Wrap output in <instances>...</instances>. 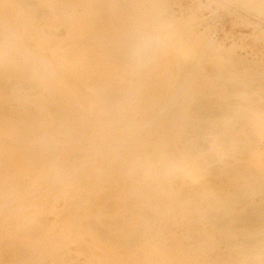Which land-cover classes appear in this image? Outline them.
<instances>
[{"label": "rangeland", "instance_id": "374dc122", "mask_svg": "<svg viewBox=\"0 0 264 264\" xmlns=\"http://www.w3.org/2000/svg\"><path fill=\"white\" fill-rule=\"evenodd\" d=\"M116 1L31 0V2L33 3L32 4L29 3V0H0V264H153V262L154 264H264V251H262L264 250V224H262L263 221H261L264 220V217H262V215L264 216V207H262L264 206V185H262L264 184V89H262V87L264 88V25L262 26V24H264V22L262 21V19L264 20V0H132V2L131 0ZM118 1L121 2L122 6L119 5L120 2ZM15 2H17L18 4ZM166 2H168V6H166ZM175 3H178L177 5L179 6L175 5ZM103 6H105V8ZM230 6H232V8L235 7L233 8L234 10ZM238 6H240L241 9ZM122 7L124 9L129 7V9H125L126 11H124ZM130 7H132V11ZM226 9L230 10V12L226 11L225 13ZM247 9L251 12L249 13ZM233 12H235L237 16L240 14V16L237 17ZM247 13L249 16H247ZM44 14H46V16H44ZM250 15H252L254 19L256 16L257 17L254 20ZM33 16L37 17L33 18ZM256 20L262 23H259L258 21L257 23ZM181 22L185 23L182 24ZM206 23L207 25L205 26L204 24ZM117 26L119 27V30L121 29V31H118ZM122 26L125 27L122 28ZM127 26L130 28H127ZM187 26L190 29L192 28V32L191 30H188L189 28H187ZM58 28H60L61 30ZM196 28L199 29L197 30ZM54 29H56V32ZM194 30H196L197 32L194 33ZM4 32L6 35L4 34ZM120 32L126 35L124 36V34ZM135 32L136 35L134 34ZM139 32H141V35L139 34ZM7 35H9L10 37H8ZM148 35L153 36L149 37ZM60 36L61 39L63 38L62 40L59 39ZM132 37L135 39V41ZM136 37L138 38V42L136 41ZM156 37L158 40L155 39ZM181 38L183 39L181 40ZM153 39H155V43ZM146 40H148L147 44H145ZM173 41H175L176 43ZM186 42H189L187 45H189L190 47H187ZM131 43L132 47L130 45ZM107 44L110 46L108 47ZM174 44H176V46H174ZM147 45L148 47L147 49H145V46ZM134 46L136 49L134 48ZM150 46H152L153 48ZM173 46L176 48H173ZM129 49L131 51L133 49L134 50L133 52H131ZM222 49L225 52L222 51ZM144 50L147 51V54ZM232 51L234 53H232ZM127 52H129L130 56ZM16 53L17 56H15ZM131 53H138L135 54V61L134 59L131 60L134 57V54L131 55ZM238 53L240 54L238 55ZM231 56L236 62L231 60ZM236 56L240 57L238 58ZM241 56H244L246 59L243 58V61ZM17 57L19 58L17 59ZM117 57H119L121 61H119L120 59ZM128 57L129 59L131 57V59L129 60ZM127 59L129 62L133 61L132 63L134 64L128 63V61L126 62ZM18 61H21L20 63L23 62L24 65L20 64ZM30 61L32 63H30ZM209 61L210 63H212L211 65L214 64L213 68H216V70L212 68V73L208 70L211 68L210 63L209 67H207ZM239 61H241L242 64H240L241 62L239 63ZM254 61L258 63L254 64ZM9 62L11 64L13 62L14 64L11 65ZM25 62L27 63L26 65ZM256 64L259 65V67H256ZM19 65L22 70L18 69L20 68ZM130 65L134 67L131 68ZM204 65L206 66V68H208V73ZM229 65H231L232 67ZM240 65L242 67H240ZM12 66H17L18 68L16 67V70H11L13 69ZM27 66L29 69L27 68ZM32 66L34 67L31 68ZM37 66L39 67V70H37ZM202 66H204V68ZM236 66L239 68H237ZM224 67L231 68L228 69L229 71L225 68L227 70L226 71ZM235 67L238 69V71L241 68L240 71L242 72H240L239 74L237 70H234L236 69ZM243 67H245L246 69ZM201 68H203V70L205 69V71L201 70ZM258 68L261 70L259 71ZM40 70V73L37 72ZM46 70L48 71L46 72ZM214 70H218L217 74H220L215 75L216 72H214ZM24 72H26V74ZM27 72H29L30 74L28 73L27 75ZM210 73L214 75H211L209 77L208 74ZM43 74L45 75V77L47 76V78L42 77ZM221 75H224L225 78H222ZM124 76H126L127 78ZM132 76L134 77L132 78ZM29 78L31 81L29 80ZM238 78H240V80ZM255 78H257V81L255 80ZM12 79L18 81L17 87L15 85L17 81L14 82V80ZM146 79L148 82L146 81ZM241 79L243 80L241 81ZM1 80L5 81H3L4 84ZM231 80L233 82H231ZM253 80H255L254 85ZM10 81L13 82L10 83ZM23 81H27L28 84L25 83L24 85ZM238 81H240L241 83H237ZM32 82L36 84L33 85ZM184 82L186 84H184ZM229 82H231V84ZM250 83L256 88L252 87ZM37 84L39 85V87ZM217 84H219V86ZM212 85H215V87H213ZM242 85L244 86V90L241 91L240 89ZM22 86L29 89H25ZM227 86L229 87L227 88ZM238 86H240V89ZM246 86L251 87L255 91L248 92L249 90L247 89L249 88L247 87L246 89ZM13 87H16L18 89H14ZM117 88L119 91L115 92ZM168 89L170 91H168ZM209 90L212 91L210 92ZM226 90H228V92ZM44 91L45 93H47V95L44 93ZM206 91L209 94H206ZM258 91L261 93H259ZM26 92L28 94L31 93L32 95H26ZM107 93H110V95H107ZM117 93H119V97L115 98ZM102 94L103 96L101 97ZM120 94L122 95V97L124 96L125 102H123L124 100H122ZM104 95L107 98H103ZM252 95H254L253 97L255 98H253ZM40 96L43 97L41 98ZM193 96H195L196 99ZM199 97L201 98V100L204 98V101L202 100L201 102L199 100ZM205 97L207 100L205 99ZM258 97H260V99ZM111 99H117L116 103H114L115 101H113V104H109L108 100H110V102L112 103ZM126 100H128L129 102ZM214 100H217L216 102L220 103L218 104ZM238 100L239 104L237 103ZM55 101H57V103ZM102 101L104 102L102 103ZM190 101H192L193 103ZM209 101H211L210 104ZM119 102L122 106H126L127 109L118 104ZM196 102L198 104L200 102L201 106ZM204 102H207L208 104ZM241 102H243L244 104H242ZM246 102H248V104ZM183 103H185V106L183 105ZM259 103H261L262 105H260ZM223 104L225 107H223ZM45 105L49 108H47ZM119 105L120 108H118ZM174 105H176V107H174ZM181 105H183L184 108ZM243 105L245 106L242 107ZM27 106L30 107V110H28L29 108L27 109ZM44 107H46V109H44ZM4 108H6L5 111ZM40 108L42 110H40ZM111 108H113L115 111L113 112V109ZM189 108L195 115L192 116V112L187 113ZM230 108L234 109L231 110ZM194 109L195 111H197V113L193 111ZM197 109H199L201 113H203V110L204 112L206 110H209L210 113H213L210 114L209 111H206L205 113H209V116H213L212 114L214 113L215 115L210 118L205 113L199 114L200 112H198L199 110ZM54 110H56L57 112ZM107 110L109 112H107ZM122 110L123 112H121ZM61 111L63 112V114L61 113ZM226 111H229L227 112L228 114L226 113ZM3 113L4 115H2ZM117 113L120 117L117 116ZM183 113L185 115L187 114L186 118ZM230 113H233V115H229ZM182 114L183 116H181ZM188 114H190L193 118L190 115L189 117H187ZM219 114H221L222 116H219ZM61 115L63 117L65 116V118H62ZM224 115L226 116V118ZM194 116L197 117L195 118ZM10 117L12 119H10ZM101 117H103V120L101 119ZM201 117L203 118L201 119ZM206 117L210 120H208ZM187 119H190V123L192 125ZM192 119L195 120L196 123H192ZM70 120H72V122ZM199 120H201V124ZM203 120H205L209 125L207 126L206 124L201 127L200 125L205 124V122L202 124ZM181 121L186 122L184 123ZM218 121L220 122L219 125H221L222 123V125L220 126L222 127V130L220 129L219 125H217ZM81 122H83V124H81ZM182 123H187L189 125V128L187 124L184 126ZM194 126H197V133L195 131L193 133V130L196 129ZM184 128H187L188 130L186 129L187 131H184ZM216 128L218 129V131H216ZM179 129H183L182 131L187 134L185 135L183 132H180ZM189 129L190 131L192 129L191 132L193 133V136L190 135L192 136L191 138L188 135V133L191 134ZM219 129L221 132H219ZM164 130H166V132ZM208 130L209 132H206ZM210 130H213V132L215 133H210ZM176 131L178 134L176 133ZM181 133L184 134L185 137L184 135L182 136ZM207 133H209V135ZM194 134L197 135L194 137ZM180 135L182 136V141L180 139ZM183 137L188 139L183 140ZM204 137L205 141H203ZM223 138H225L226 140L222 141ZM199 139L201 140V142L199 143H202L201 145L199 144L200 146L197 144V141H199ZM202 141L204 143L206 142L204 144V147L206 146V148H202ZM226 142L228 143L225 144ZM217 143L219 144L217 145ZM171 144L173 145L172 147H174V145L176 144H179V147H174L173 150L172 148H170ZM185 145L192 146H190L188 149V147ZM207 145L209 146L207 147ZM44 146H48V148ZM184 146L186 148H184ZM197 146L201 148L199 149ZM224 146H229V149L228 147L225 148ZM221 147L225 148V154L222 151L224 148H222L221 150ZM165 148H170V150H173L175 154L173 151V153L171 152L170 154V150L166 151ZM180 148H182L183 151H180ZM196 148L198 149L197 151L195 150ZM97 152L99 153L97 154ZM177 152H181V154ZM230 152L231 154H233L229 155ZM250 152L253 153V155ZM84 153L86 154L84 155ZM168 153L170 154V156ZM211 154H214V157L212 156L213 158L211 157ZM97 155L98 157H100L99 159ZM93 157H96L98 160ZM207 157L211 160V162H209L210 160ZM166 158L167 160L165 161ZM214 158L216 160H214ZM198 161H201L202 164ZM172 162H174L175 164H173ZM239 162L241 163L239 164ZM236 163H238V165ZM214 164L216 165L214 169L215 171L212 169L215 166ZM201 165H203V168L200 167ZM219 165H222L223 167L220 166V168ZM210 167L213 171L209 169ZM227 167L230 168V171L226 170ZM153 169L155 171H153ZM217 169L219 171H217ZM216 172L218 174H215ZM165 176L168 177L166 178ZM141 177L143 180L141 179ZM223 178L224 181L221 180ZM183 179H188L190 181H184ZM211 179L212 181L214 180L216 182L210 181ZM174 180H179L180 184L179 181H177V183ZM191 180H194L196 182ZM240 180H242L243 183ZM52 181H54V183ZM171 181L174 183V185ZM175 182L177 185L175 184ZM217 182L221 185L217 184ZM194 183H196L197 186L195 189L192 186L194 185L195 187ZM200 185L203 189L200 188ZM158 186L161 189H159ZM207 186L208 188H206ZM54 187L55 189L58 188L56 192ZM172 188H176V191ZM229 188H233L235 190L232 189L231 191V189L229 190ZM190 189L193 196H191ZM200 189L203 191L204 189H208L209 191H204L202 193ZM248 189L250 190L248 191ZM229 191H231L232 193H230ZM67 192L68 195L66 194ZM193 192L197 194V196L201 194V196H199L200 198L195 197L196 195ZM246 193L248 195H246ZM189 194L190 197H195L198 199L188 198ZM51 195L54 196L55 199ZM258 195L263 196L260 197ZM57 196H59V198ZM180 196L181 198L183 197L186 199L182 200L183 198L181 199ZM210 196H212V198ZM213 196L217 199L219 198L218 202L215 201ZM171 197L172 199H170ZM203 197L208 198L209 205L207 203V199L204 198L206 199L205 201L203 200ZM259 197L261 199H258ZM56 198L59 199V201L56 200ZM209 198H211L214 202L210 201L211 199ZM51 199L53 202H50ZM242 199L244 200V202ZM196 200H198L199 203L198 201L196 202ZM57 201L59 202V204L57 203ZM209 201L211 202V204ZM220 201L221 203H219ZM108 202L109 204H107ZM203 203L205 204L203 205ZM200 204L203 207L206 205V207L203 208L200 206ZM182 205L184 207H182ZM210 205H212L213 207ZM215 205L216 208H214ZM217 205H219L220 207H218ZM239 205H242V207H239ZM178 206L181 207L179 208ZM250 206H254V209ZM259 206L260 209L263 208L261 209L262 211L258 208ZM235 207L238 209H236ZM191 208L193 210H191ZM205 209L210 210L206 211ZM246 209H249L250 211L252 210L251 212H253L254 214L258 213V215H253L251 212L250 214L248 210L247 213H245ZM255 209L259 210L255 211ZM218 210L220 214H218ZM130 211L131 213H129ZM201 212L202 215L203 213H208L202 216L199 214ZM240 212H242L243 215L246 214L247 216H249L246 217L245 215L244 217H242L243 215ZM138 213L140 214V216ZM144 213L147 214V216L144 215ZM210 213H212V215H210ZM64 214L66 215V217L64 216ZM191 214L193 215V217H190ZM197 214L198 218L196 217V219H194ZM235 214L240 215L236 216ZM213 215L218 217H214ZM251 215H253V219H255L254 217L256 216L255 220L257 221H254L252 218H250ZM259 215L260 219L258 218ZM143 217L146 218L143 219ZM140 218H142L143 220ZM227 218L230 220H228ZM115 220L117 223L115 222ZM222 220H224L225 223ZM248 220H250L249 223L247 222ZM253 221L256 226L252 224ZM213 222L224 224V227L223 225L221 227V224L219 226V223L215 226V223ZM238 222H241L243 225L241 223L240 225ZM238 224L240 225V227ZM247 224H250V226L252 227H249ZM259 224L261 225L259 226ZM233 225H235V227H238L235 228L233 227ZM85 226L87 228H85ZM246 226L251 229L246 230ZM254 226L257 228L253 229ZM95 228L97 229L95 230ZM43 229L45 231H43ZM256 229L259 230L257 231ZM241 233H243V236ZM213 234L216 235L214 236ZM239 234L244 239H241V236ZM245 234L248 235L247 237L249 238H247ZM223 235L225 236V238ZM244 235L247 240L245 239ZM258 235L261 237H259ZM142 236H144L146 240H144V237ZM221 236H223V238ZM251 236L252 238L256 237L257 239H253L254 242H252ZM99 237L103 240H100ZM112 238L115 240H113ZM232 238L234 239V241L231 240ZM226 239L230 240L229 243L226 241ZM238 239L240 240L238 241ZM8 240H10L9 243ZM225 242H227L228 245H226L227 243ZM250 242L252 248L250 247ZM238 243H241L242 245ZM258 243L260 245H258ZM246 249H249L248 251L250 253ZM252 250L253 252L254 250H256L257 252L253 253ZM258 251L261 255L258 254ZM21 254L23 256H21ZM246 254H252L253 256ZM257 254L258 256H256ZM18 256L20 257V259L17 258Z\"/></svg>", "mask_w": 264, "mask_h": 264}, {"label": "bare ground", "instance_id": "6f19581e", "mask_svg": "<svg viewBox=\"0 0 264 264\" xmlns=\"http://www.w3.org/2000/svg\"><path fill=\"white\" fill-rule=\"evenodd\" d=\"M29 1H30L29 3H32L31 0H29ZM46 1H47V0H46ZM111 1H113V0H111ZM115 1H116V0H115ZM135 1H136V0H135ZM148 1H149V0H148ZM153 1H154V0H153ZM164 1H165V0H164ZM170 1H171V0H170ZM185 1H187V0H185ZM216 1H218V0H216ZM221 1H224V0H221ZM225 1H226V0H225ZM22 2H23V1H22ZM33 2H34V1H33ZM118 2H120V1H118ZM131 2H132V0H131ZM160 2H162V1H160ZM212 2H213V1H212ZM229 2H230V1H229ZM15 3H17V2H15ZM36 3H37V2H36ZM36 3H35V4H36ZM48 3H49V2H48ZM48 3H47V4H48ZM99 3H102V2H99ZM144 3H145V2H144ZM158 3H159V2H158ZM218 3H219V2H218ZM222 3H223V2H222ZM17 4H18V3H17ZM32 4H33V3H32ZM32 4H31V5H32ZM45 4H46V3H45ZM50 4H51V3H50ZM113 4H114V3H113ZM116 4H117V1H116ZM153 4H154V2H153ZM167 4H168V2H166V6H168ZM169 4H170V3H169ZM177 4H178V3H177ZM177 4L175 3V5H177ZM189 4H190V3H189ZM230 4H231V3H230ZM230 4H229V5H230ZM235 4H236V3H235ZM235 4H234V5H235ZM103 5H104V2H103ZM105 5H106V4H105ZM119 5L122 6V5H121V2H120ZM160 5H161V3H160ZM175 5H174V6H175ZM192 5H193V4H192ZM18 6H19V5H18ZM28 6H29V5H28ZM32 6H33V5H32ZM43 6H44V5H43ZM47 6H48V5H47ZM109 6H110V5H109ZM131 6H132V5H131ZM147 6H148V5H147ZM171 6H172V5H171ZM171 6H170V7H171ZM177 6H179V5H177ZM226 6H227V5H226ZM226 6H225V7H226ZM103 7L105 8V6H103ZM115 7H116V5H115ZM163 7H164V6H163ZM170 7H169V9H170ZM175 7H176V6H175ZM230 7L232 8V6H230ZM238 7L240 8V6H238ZM14 8H15V7H14ZM41 8H43V7H41ZM44 8H45V7H44ZM111 8H112V7H111ZM122 8H123V7H122ZM178 8H179V7H178ZM180 8H181V7H180ZM182 8H183V7H182ZM188 8H189V7H188ZM198 8H199V7H198ZM223 8H224V7H223ZM227 8H228V7H227ZM233 8H235V7H233ZM233 8H232V9H233ZM39 9H40V8H39ZM49 9H50V8H49ZM123 9H124V8H123ZM125 9H129V7H128V8H125ZM125 9H124V11H126ZM130 9H131V11H132V7H130ZM162 9H163V8H162ZM196 9H197V8H196ZM240 9H241V8H240ZM243 9H244V8H243ZM42 10H43V9H42ZM68 10H69V9H68ZM75 10H76V9H75ZM109 10H110V9H109ZM147 10H148V9H147ZM233 10H234V9H233ZM247 10H248V9H247ZM22 11H23V10H22ZM35 11H36V10H35ZM52 11H53V10H52ZM73 11H74V10H73ZM128 11H129V10H128ZM184 11H185V10H184ZM226 11H229V12H230V10H228V9L225 10V13H226ZM237 11H238V10H237ZM244 11H245V10H244ZM244 11H243V12H244ZM40 12H41V11H40ZM64 12H65V11H64ZM75 12H77V11H75ZM129 12H130V11H129ZM163 12H164V10H163ZM177 12H178V11H177ZM235 12H236V11H235ZM235 12H233V13H235ZM248 12L250 13L251 11L248 10ZM17 13H18V12H17ZM33 13H34V12H33ZM69 13H70V12H69ZM69 13H67V14H69ZM109 13H110V12H109ZM120 13H121V12H120ZM126 13H127V12H126ZM132 13H134V12H132ZM150 13H151V12H150ZM175 13H176V12H175ZM185 13H186V12H185ZM231 13H232V12H231ZM46 14H48V13H46ZM46 14H44V16H46ZM163 14H165V13H163ZM188 14H189V13H188ZM191 14H192V13H191ZM195 14H196V13H195ZM235 14H236V13H235ZM241 14H242V12H241ZM244 14H245V13H244ZM251 14H252V13H251ZM253 14H254V12H253ZM253 14H252V15H253ZM16 15H17V14H16ZM16 15H15V16H16ZM40 15H41V14H40ZM112 15H113V14H112ZM114 15H115V14H114ZM122 15H123V13H122ZM130 15H131V14H130ZM159 15H160V14H159ZM182 15H183V14H182ZM226 15H228V14H226ZM252 15H250V16H252ZM256 15H258V14H256ZM63 16H64V15H63ZM115 16H116V15H115ZM115 16H114V17H115ZM127 16H128V15H127ZM200 16H201V15H200ZM236 16H237V14H236ZM238 16H240V14H239ZM238 16H237V17H238ZM241 16H242V15H241ZM245 16H246V15H245ZM247 16H249L248 13H247ZM253 16H254V15H253ZM253 16H252V17H253ZM35 17H37V16H35ZM35 17L33 16V18H35ZM128 17H129V16H128ZM256 17H257V16H256ZM256 17H255V19H256ZM261 17H263V16H261ZM17 18H18V17H17ZM88 18H90V17H88ZM88 18H87V19H88ZM174 18H175V17H174ZM194 18H195V17H194ZM200 18H201V17H200ZM263 18H264V17H263ZM39 19H40V18H39ZM130 19H131V18H130ZM198 19H199V18H198ZM201 19H202V18H201ZM253 19H254V17H253ZM255 19H254V20H255ZM259 19H260V16H259ZM261 19H262V18H261ZM23 20H25V19H23ZM35 20H36V19H35ZM40 20H41V19H40ZM135 20H136V19H135ZM180 20H181V19H180ZM37 21H38V19H37ZM88 21H89V20H88ZM126 21H127V20H126ZM131 21H132V20H131ZM136 21H137V20H136ZM156 21H157V20H156ZM156 21H155V22H156ZM158 21H159V20H158ZM173 21H174V20H173ZM257 21H258V20H256V22H257ZM262 21L264 22L263 19H262ZM22 22H23V21H22ZM121 22H122V21H121ZM251 22H252V21H251ZM258 22H259V23H262V22H260V21H258ZM258 22H257V23H258ZM1 23H2V22H1ZM7 23H8V22H7ZM7 23H6V24H7ZM66 23H67V22H66ZM116 23H117V22H116ZM135 23H136V22H135ZM181 23H182V22H181ZM184 23H185V22H183L182 24H184ZM204 23H205V22H204ZM243 23H244V22H243ZM19 24H21V23H19ZM25 24H27V23H25ZM63 24H64V23H63ZM106 24H107V23H106ZM119 24H120V23H119ZM137 24H138V22H137ZM169 24H170V23H169ZM191 24H192V23H191ZM9 25H10V24H9ZM132 25H133V24H132ZM165 25H166V24H165ZM179 25H180V24H179ZM188 25H189V24H188ZM204 25L206 26L207 23L204 24ZM263 25H264V24H262V26H263ZM16 26H17V25H16ZM142 26H143V25H142ZM190 26H192V25H190ZM21 27H22V26H21ZM47 27H48V26H47ZM53 27H54V26H53ZM117 27H118V26H117ZM120 27H121V25H120ZM124 27H125V26H124ZM124 27L122 26V28H124ZM136 27H137V26H136ZM173 27H174V26H173ZM183 27H184V26H183ZM197 27H198V25H197ZM259 27H260V26H259ZM263 27H264V26H263ZM8 28H9V27H8ZM40 28H42V27H40ZM60 28H61V27H60ZM60 28H58V29H60ZM127 28H130V27L127 26ZM179 28H180V27H179ZM187 28H189V27L187 26ZM193 28H194V27H193ZM207 28H209V27H207ZM1 29H2V28H1ZM21 29H22V28H21ZM27 29H28V28H27ZM27 29H26V30H27ZM63 29H64V28H63ZM90 29H91V28H90ZM125 29H126V28H125ZM132 29H133V28H132ZM181 29H182V27H181ZM191 29H192V28H191ZM191 29L189 28L188 30H191ZM194 29H195V28H194ZM196 29H197V28H196ZM198 29H199V28H198ZM198 29H197V30H198ZM213 29H214V28H213ZM257 29H258V28H257ZM31 30H32V29H31ZM33 30H34V29H33ZM51 30H52V29H51ZM54 30H55V32H56V29H54ZM60 30H61V29H60ZM155 30H156V29H155ZM184 30H185V29H184ZM204 30H205V29H204ZM2 31H3V30H2ZM42 31H43V30H42ZM118 31H121V29L119 30V27H118ZM118 31H117V32H118ZM136 31H137V30H136ZM182 31H183V30H182ZM26 32H27V31H26ZM29 32H30V29H29ZM31 32H33V31H31ZM122 32H124V31H122ZM122 32H120V33H122ZM125 32H126V31H125ZM128 32H129V31H128ZM128 32H127V33H128ZM130 32H131V31H130ZM179 32H180V31H179ZM189 32H190V31H189ZM191 32H192V30H191ZM191 32H190V33H191ZM196 32H197V31L194 30V33H196ZM198 32H199V31H198ZM202 32H203V31H202ZM20 33H21V32H20ZM50 33H51V32H50ZM59 33H60V32H59ZM120 33H118V34H120ZM131 33H132V32H131ZM140 33H141V32H139V34H140ZM145 33H146V32H145ZM4 34H5V32H4ZM53 34H55V33H53ZM122 34H124V33H122ZM122 34H121V35H122ZM134 34L136 35V32H135ZM137 34H138V32H137ZM146 34H147V33H146ZM176 34H177V33H176ZM180 34H181V33H180ZM183 34H184V33H183ZM183 34H182V35H183ZM185 34H186V33H185ZM5 35H6V34H5ZM24 35H25V34H24ZM31 35H33V34H31ZM65 35H66V33H65ZM125 35H126V34H124V36H125ZM132 35H133V34H132ZM140 35H141V34H140ZM202 35H205V34H202ZM7 36L10 37L9 35H7ZM55 36H56V35H55ZM67 36H68V35H67ZM67 36H66V37H67ZM122 36H123V35H122ZM148 36H149V35H148ZM148 36H147V37H148ZM152 36H153V35H152ZM152 36H149V37H152ZM175 36H176V35H175ZM180 36H181V35H180ZM209 36H210V35H209ZM64 37H65V36H64ZM99 37H100V36H99ZM105 37H106V36H105ZM119 37H120V36H119ZM119 37H118V38H119ZM142 37H143V35H142ZM147 37H146V39H147ZM157 37H158V36H157ZM157 37H156L155 39H157ZM159 37H160V36H159ZM39 38H40V36H39ZM49 38H50V37H49ZM103 38H104V37H103ZM103 38H102V39H103ZM107 38H108V37H107ZM113 38H115V37H113ZM118 38H117V39H118ZM132 38H133V37H132ZM136 38H137V37H136ZM153 38H154V37H153ZM177 38H178V37H177ZM200 38H201V37H200ZM202 38H203V36H202ZM7 39H8V38H7ZM9 39H10V38H9ZM12 39H13V38H12ZM12 39H11V40H12ZM27 39H28V38H27ZM59 39H61V36L59 37ZM62 39H63V38H62ZM62 39H61V40H62ZM120 39H121V38H120ZM133 39H134V38H133ZM141 39H142V38H141ZM143 39H144V38H143ZM149 39H150V38H149ZM149 39H148V40H149ZM155 39H153V41H154ZM182 39H183V38H181V40H182ZM195 39H196V38H195ZM207 39H208V37H207ZM40 40H41V39H40ZM96 40H97V39H96ZM104 40H107V39H104ZM104 40H103V41H104ZM111 40H112V38H111ZM148 40H146V43H145V44H147ZM157 40H158V39H157ZM173 40H174V39H173ZM44 41H45V40H44ZM100 41H101V40H100ZM134 41H135V39H134ZM136 41L138 42V38H137ZM140 41H141V40H140ZM143 41H144V40H143ZM150 41H151V40H150ZM153 41H152V42H153ZM191 41H192V40H191ZM197 41H198V40H197ZM213 41H214V40H213ZM220 41H221V40H220ZM12 42H13V41H12ZM108 42H109V41H108ZM124 42H125V41H124ZM137 42H136V44H137ZM173 42H175V41H173ZM231 42H232V41H231ZM234 42H235V41H234ZM102 43H104V42H102ZM106 43H107V41H106ZM106 43H105V46H106ZM111 43H112V41H111ZM113 43H114V42H113ZM127 43H129V42H127ZM141 43H143V42H141ZM154 43H155V41H154ZM175 43H176V42H175ZM188 43H189V42H186V45H187ZM191 43H192V42H191ZM191 43H190V45H191ZM203 43H204V42H203ZM208 43H209V42H208ZM232 43H233V42H232ZM151 44H153V43H151ZM177 44H178V42H177ZM217 44H218V43H217ZM8 45H9V44H8ZM102 45H103V44H102ZM107 45H108V44H107ZM124 45H125V44H124ZM128 45H129V44H128ZM128 45H127V47H128ZM130 45H131V47H132V43H131ZM179 45H180V44H179ZM182 45H183V44H182ZM222 45H223V44H222ZM72 46H73V45H72ZM105 46H103V47H105ZM109 46H110V45H108V47H109ZM157 46H158V45H157ZM174 46H176V44H174ZM174 46H173V48H176V47H174ZM188 46H189V45H187V47H188ZM10 47H11V46H10ZM10 47H9V48H10ZM13 47H15V46H13ZM101 47H102V46H101ZM118 47H119V46H118ZM131 47H130V48H131ZM147 47H148V45L145 46V49H147ZM150 47H152V46H150ZM155 47H156V46H155ZM189 47H190V46H189ZM38 48H39V47H38ZM119 48H120V47H119ZM134 48H135V46H134ZM137 48H138V47H137ZM152 48H153V47H152ZM205 48H206V46H205ZM217 48H218V47H217ZM223 48H225V47H223ZM228 48H229V47H228ZM16 49H17V48H16ZM131 49H132V48H131ZM135 49H136V48H135ZM148 49H149V48H148ZM150 49H151V48H150ZM197 49H198V46H197ZM9 50H10V49H9ZM11 50H12V49H11ZM105 50H106V49H105ZM110 50H111V49H110ZM129 50H130V49H129ZM133 50H134V49H133ZM133 50H132V51L130 50V51L133 52ZM138 50H139V49H138ZM141 50H142V49H141ZM213 50H214V49H213ZM215 50H217V49H215ZM108 51H109V50H108ZM126 51H127V49H126ZM144 51H145L146 54H147V51H146V50H144ZM148 51H149V50H148ZM203 51H204V50H203ZM222 51H224V50L222 49ZM105 52H106V51H105ZM135 52H136V50H135ZM137 52H139V51H137ZM142 52H143V51H142ZM224 52H225V51H224ZM7 53H8V52H7ZM12 53H13V52H12ZM107 53H108V52H107ZM109 53H110V52H109ZM114 53H115V52H114ZM124 53H125V52H124ZM127 53L129 54V52H127ZM232 53H234V52L232 51ZM116 54H118V53H116ZM116 54H115V55H116ZM125 54H126V53H125ZM125 54H124V55H125ZM133 54H134V53H133ZM133 54L131 53V55H133ZM135 54H138V53H135ZM135 54L133 55L134 57H133L132 59H131V57H130L131 60L134 59V61H135ZM146 54H145V55H146ZM148 54H149V53H148ZM239 54H240V53H238V55H239ZM12 55H13V54H12ZM14 55H15V54H14ZM18 55H19V54H18ZM21 55H22V54H21ZM50 55H51V54H50ZM54 55H55V54H54ZM107 55H108V54H107ZM115 55H114V56H115ZM139 55H140V54H139ZM139 55H138V56H139ZM190 55H191V54H190ZM192 55H193V54H192ZM202 55H203V53H202ZM220 55H221V54H220ZM233 55H234V54H233ZM235 55H236V54H235ZM15 56H17V53H16ZM105 56H106V55H105ZM127 56H128V55H127ZM129 56H130V54H129ZM136 56H137V55H136ZM150 56H151V55H150ZM150 56H149V57H150ZM20 57H23V56H20ZM58 57H59V56H58ZM197 57H198V56H197ZM200 57H201V56H200ZM209 57H210V56H209ZM212 57H214V56H212ZM215 57H216V55H215ZM227 57H228V56H227ZM227 57H226V58H227ZM231 57H232V56H231ZM231 57H230V58H231ZM236 57L239 58L240 56H236ZM18 58H19V57H17V59H18ZM25 58H26V57H25ZM112 58H113V57H112ZM117 58H119V57H117ZM124 58H125V57H124ZM136 58H137V57H136ZM144 58H146V57H144ZM185 58H186V56H185ZM241 58H242V59H243V58L246 59L244 56H241ZM17 59H16V60H17ZM22 59H23V58H22ZM110 59H111V57H110ZM115 59H116V57H115ZM119 59H120V58H119ZM122 59H123V57H122ZM125 59H126V58H125ZM128 59H129V57H128ZM128 59L126 60V62L128 61ZM130 59H129V60H130ZM174 59H175V58H174ZM201 59H202V58H201ZM204 59H205V58H204ZM208 59H209V58H208ZM210 59H211V58H210ZM222 59H223V58H222ZM228 59H229V58H228ZM234 59H235V57H234ZM244 59H243V61H244ZM20 60H21V59H20ZM32 60H33V58H32ZM61 60H62V59H61ZM140 60H141V58H140ZM140 60H139V62H140ZM183 60H184V59H183ZM226 60H227V59H226ZM231 60H233V57L231 58ZM231 60H230V61H231ZM236 60H237V59H236ZM238 60H239V59H238ZM28 61H29V60H28ZM38 61H39V60H38ZM68 61H69V60H68ZM116 61H117V60H116ZM119 61H121V59H120ZM143 61H145V60H143ZM233 61H235V60H233ZM241 61H242V60H241ZM241 61H239V63H240ZM18 62H19V61H18ZM20 62H21V61H20ZM20 62H19V63H20ZM26 62H27V61H26ZM26 62H25V65L27 64ZM40 62H41V61H40ZM40 62H39V63H40ZM49 62H50V61H49ZM117 62H118V61H117ZM124 62H125V60H124ZM132 62H133V61H131V62L128 61V63L134 64V63H132ZM139 62H138V63H139ZM231 62H232V61H231ZM235 62H236V61H235ZM9 63H10V62H9ZM19 63H17V64H19ZM30 63H32V62L30 61ZM33 63H34V62H33ZM42 63H43V62H42ZM128 63H127V64H128ZM136 63H137V62H136ZM142 63H143V62H142ZM181 63H183V62H181ZM181 63H180V65H181ZM206 63H207V62H206ZM209 63H210V61L208 62V66H207V67H209ZM247 63H248V62H247ZM247 63H246V64H247ZM255 63H258V62H255V61H254V64H255ZM10 64H11V63H10ZM12 64H14V63L12 62ZM12 64H11V65H12ZM20 64L24 65L23 62L20 63ZM47 64H48V63H47ZM143 64H144V63H143ZM143 64H142V65H143ZM211 64H212V63H210V67H211L210 69L206 68V66L204 65V66H205V69H206V71H207V73H208V70H209V72L213 71V69L216 70L215 67L213 68V65H214V64H213V65H211ZM227 64H229V63H227ZM237 64H238V63H237ZM240 64H242V62H241ZM244 64H245V63H244ZM248 64H249V63H248ZM254 64H252V65H254ZM15 65H16V63H15ZM22 65H21V66H22ZM28 65H29V64H28ZM31 65H33V64H31ZM31 65H30V66H31ZM40 65H41V64H40ZM40 65H39V66H40ZM67 65H68V64H67ZM139 65H140V64H139ZM139 65H138V66H139ZM180 65H179V66H180ZM197 65H198V62H197ZM221 65H222V64H221ZM30 66H29V67H30ZM35 66H36V65H35ZM41 66H42V65H41ZM43 66H44V65H43ZM123 66H124V65H123ZM130 66H131V65H130ZM130 66H129V67H130ZM177 66H178V64H177ZM204 66H202V67L204 68ZM218 66H220V65H218ZM222 66H223V65H222ZM224 66H225V65H224ZM229 66H231V65H229ZM229 66H228V67H229ZM237 66H239V65H237ZM237 66H236V67H237ZM250 66H251V65H250ZM257 66L259 67V65L256 64V67H257ZM16 67H17V66H16ZM16 67H13V66H12L13 69H11V70H14ZM19 67H20V65H19ZM22 67H23V66H22ZM33 67H34V66H32L31 68H33ZM37 67H38V66H37ZM133 67H134V66H133ZM133 67L131 66V68H133ZM186 67H187V66H186ZM194 67H195V66H194ZM196 67H198V66H196ZM216 67H217V66H216ZM231 67H232V66H231ZM231 67H230V68H231ZM236 67H235V68H236ZM240 67H242V66L240 65ZM245 67H247V66H245ZM245 67H243V68H245ZM17 68H18V67H17ZM27 68H28V66H27ZM41 68H42V67H41ZM65 68H66V67H65ZM127 68H128V67H127ZM203 68H201V70H203ZM212 68H213V69H212ZM217 68H218V67H217ZM219 68H220V67H219ZM225 68H226L227 70L230 69V68L224 67V69H225ZM237 68H239V67H237ZM237 68L234 69V70H237V72H239V74H240V72H242V71H240L241 68H240L239 71H238ZM254 68H255V67H254ZM262 68H263V67H262ZM18 69H21V70H22L21 67L18 68ZM28 69H29V68H28ZM35 69H36V67H35ZM44 69H45V67H44ZM46 69H47V68H46ZM75 69H76V68H75ZM176 69H177V68H176ZM205 69H204L203 71H205ZM207 69H208V70H207ZM224 69H221V70H224ZM226 69H225V70H226ZM245 69H246V68H245ZM258 69H259V68H258ZM15 70H16V69H15ZM37 70H39V67L37 68ZM41 70H42V69H41ZM41 70H40V71H37V72L40 73ZM95 70H96V69H95ZM128 70H129V69H128ZM215 70H214V72H216L215 75H219L220 73L217 74V71H218V70H217V71H215ZM227 70H226V71H227ZM232 70H233V68H232ZM232 70H231V71H232ZM260 70H261V69H259V71H260ZM19 71H20V70H19ZM44 71H45V70H44ZM47 71H48V70H46V72H47ZM65 71H66V70H65ZM130 71H131V69H130ZM188 71H189V70H188ZM226 71H225V72H226ZM228 71H229V70H228ZM231 71H230V72H231ZM251 71H252V69H251ZM34 72H35V71H34ZM42 72H43V71H42ZM86 72H87V71H86ZM102 72H103V71H102ZM128 72H129V71H128ZM136 72H137V71H136ZM183 72H184V70H183ZM219 72H220V71H219ZM257 72H258V70H257ZM257 72H256V73H257ZM16 73H17V72H16ZM19 73H20V72H19ZM24 73L26 74V72H24ZM28 73H29V72H27V75H28ZM32 73H33V72H32ZM48 73H52V72H48ZM133 73H134V72H133ZM191 73H192V72H191ZM203 73H204V72H203ZM211 73H212V72H211ZM211 73L208 74L209 77H210L211 75H214V74H211ZM222 73H223V72H222ZM222 73H221V74H222ZM233 73H234V71H233ZM22 74H23V73H22ZM29 74H30V73H29ZM33 74H34V73H33ZM37 74H38V73H37ZM37 74H35V75H37ZM41 74H42V73H41ZM44 74H45V73H44ZM44 74H43V75H44ZM97 74H98V73H97ZM7 75H8V72H7ZM27 75H26V77H27ZM38 75H39V74H38ZM43 75H42V77H45V75H44V76H43ZM49 75H50V74H49ZM105 75H106V74H105ZM110 75H111V74H110ZM166 75H167V74H166ZM169 75H170V74H169ZM181 75H182V74H181ZM204 75H205V74H204ZM206 75H207V74H206ZM208 75H207V76H208ZM241 75H242V73H241ZM252 75H253V74H252ZM261 75H262V74H261ZM108 76H109V75H108ZM112 76H113V75H112ZM130 76H131V75H130ZM137 76H138V75H137ZM221 76H222V75H221ZM223 76H224V75H223ZM223 76H222V78H225V76H224V77H223ZM244 76H245V75H244ZM263 76H264V73H263ZM32 77H33V76H32ZM42 77H41V78H42ZM110 77H111V76H110ZM124 77H126V76H124ZM133 77H134V76H132V78H133ZM185 77H186V75H185ZM209 77H207V78H209ZM213 77H214V76H213ZM232 77H233V76H232ZM24 78H25V75H24ZM39 78H40V77H39ZM45 78H47V76H46ZM45 78H44V79H45ZM48 78H49V76H48ZM99 78H100V77H99ZM126 78H127V77H126ZM245 78H246V77H245ZM27 79H28V78H27ZM36 79H37V78H36ZM36 79H35V80H36ZM179 79H180V78H179ZM229 79H230V78H229ZM238 79L240 80V78H238ZM238 79H237V80H238ZM252 79H253V78H252ZM256 79H257V78H255V80H256ZM263 79H264V77H263ZM10 80H11V79H10ZM12 80H14V82L17 81V80H15V79H12ZM20 80H23V79H20ZM20 80H19V81H20ZM29 80H30V78H29ZM213 80H214V78H213ZM233 80H234V79H233ZM237 80H235V81H237ZM242 80H243V79H241V81H242ZM244 80H246V79H244ZM250 80H251V79H250ZM255 80H253V85H254V83H255V82H254ZM1 81L3 82L4 80H1ZM6 81H7V80H6ZM30 81H31V80H30ZM30 81H29V82H30ZM146 81H147V79H146ZM149 81H151V80H149ZM181 81H182V80H181ZM256 81H257V80H256ZM4 82H5V81H4ZM4 82H3V84H4ZM12 82H13V81H12ZM12 82L10 81V83H12ZM20 82H21V81H20ZM23 82H24V81H23ZM130 82H131V81H130ZM140 82H141V80H140ZM147 82H148V81H147ZM178 82H179V81H178ZM212 82H213V81H212ZM231 82H233V81L231 80ZM231 82H229V83L231 84ZM239 82H240V81H238L237 83H239ZM262 82H263V81H262ZM10 83H9V84H10ZM17 83H18V81L15 83L16 87H17ZM21 83H22V82H21ZM21 83H20V84H21ZM25 83H27V81L24 82V85H25ZM154 83H155V82H154ZM162 83H163V82H162ZM175 83H176V82H175ZM219 83H220V82H219ZM226 83H227V81H226ZM235 83H236V82H235ZM235 83H234V85H235ZM240 83H241V82H240ZM257 83H258V82H257ZM9 84H8V85H9ZM27 84H28V83H27ZM32 84L34 85V84H36V83L32 82ZM41 84H42V83H41ZM41 84H40V85H41ZM114 84H115V83H114ZM121 84H122V83H121ZM121 84H120V85H121ZM138 84H139V82H138ZM144 84H145V82H144ZM179 84H180V83H179ZM179 84H178V85H179ZM184 84H186V83L184 82ZM204 84H205V83H204ZM230 84H229V85H230ZM247 84H248V83H247ZM247 84H246V85H247ZM250 84H251V83H250ZM29 85H30V84H29ZM33 85H32V86H33ZM37 85H38V84H37ZM99 85H100V84H99ZM190 85H191V84H190ZM217 85L219 86V84H217ZM6 86H7V85H6ZM10 86H11V84H10ZM13 86H14V85H13ZM126 86H127V85H126ZM175 86H176V85H175ZM212 86H213V85H212ZM248 86H249V85H248ZM248 86H246V89H247ZM251 86H252V84H251ZM257 86H258V84H257ZM260 86H261V85H260ZM11 87H12V86H11ZM16 87H15V88H16ZM19 87H20V86H19ZM22 87H24V86H22ZM26 87H27V86H26ZM38 87H39V85H38ZM45 87H46V86H45ZM45 87H44V88H45ZM107 87H108V86H107ZM107 87H106V88H107ZM140 87H141V86H140ZM213 87H215V85H214ZM213 87H212V88H213ZM228 87H229V86H227V88H228ZM233 87H234V86H233ZM238 87H239V89H240V86H238ZM243 87H244V86L242 85V87H241V89H240L241 91L244 90ZM252 87H255V86H252ZM7 88H8V87H7ZM7 88H6V90H7ZM13 88H14V87H13ZM15 88H14V89H15ZM24 88H25V87H24ZM86 88H87V87H86ZM102 88H103V87H102ZM106 88H105V90H106ZM248 88H249V89H247V90H249L248 92L255 91V90L252 89L251 87H248ZM255 88H256V87H255ZM257 88H258V87H257ZM0 89H1V88H0ZM2 89H3V88H2ZM8 89H9V88H8ZM10 89H12V88H10ZM16 89H18V88H16ZM25 89H29V88H25ZM25 89H22V90H25ZM36 89H37V88H36ZM41 89H43V88H41ZM108 89H109V88H108ZM112 89H113V88H112ZM124 89H125V88H124ZM137 89H138V88H137ZM171 89H172V88H171ZM216 89H217V88H216ZM239 89H238V90H239ZM250 89H251V91H250ZM262 89H264V88L262 87ZM110 90H111V89H110ZM110 90H109V92H110ZM113 90H114V89H113ZM113 90H112V91H113ZM212 90H213V89H212ZM212 90H209V91L211 92ZM218 90H219V89H218ZM8 91H9V90H8ZM12 91H13V90H12ZM38 91H40V90H38ZM38 91H37V92H38ZM48 91H49V90H48ZM89 91H90V90H89ZM107 91H108V90H107ZM117 91H119L118 88H117V90H116L115 92H117ZM123 91H124V90H123ZM168 91H170V90L168 89ZM173 91H174V90H173ZM215 91H216V90H215ZM226 91L228 92V90H226ZM235 91H236V90H235ZM0 92H1V91H0ZM4 92H5V91H4ZM19 92H21V91H19ZM37 92H36V93H37ZM99 92H100V91H99ZM99 92H98V93H99ZM104 92H105V91H104ZM120 92H122V91H120ZM125 92H126V91H125ZM125 92H124V93H125ZM132 92H133V90H132ZM132 92H131V93H132ZM187 92H188V91H187ZM231 92H233V91H231ZM258 92H259V91H258ZM26 93H27V92H26ZM44 93H45V91H44ZM100 93H101V92H100ZM112 93H113V92H112ZM112 93H111V94H112ZM126 93H127V92H126ZM126 93H125V94H126ZM134 93H135V92H134ZM203 93H204V92H203ZM259 93H261V92H259ZM29 94H31V93H29ZM29 94L27 93L26 95H29ZM45 94L47 95V93H45ZM103 94H105V93H103ZM103 94L101 95V97L103 96ZM118 94H119V93H117V95H118ZM129 94H130V93H129ZM204 94H205V93H204ZM206 94H209V93H207V91H206ZM211 94H212V93H211ZM250 94H251V93H250ZM263 94H264V93H263ZM31 95H32V94H31ZM99 95H100V94H99ZM107 95H110V93H107ZM117 95H116L115 98L119 97V95H118V96H117ZM120 95H121V94H120ZM123 95H124V94H123ZM183 95H184V94H183ZM259 95H261V94H259ZM33 96H34V95H33ZM132 96H133V95H132ZM253 96H254V95H252V97H253ZM40 97H41V96H40ZM42 97H43V96H42ZM42 97H41V98H42ZM110 97H111V96H110ZM121 97H122V95H121ZM169 97H170V96H169ZM182 97H183V96H182ZM193 97H195V96H193ZM197 97H198V96H197ZM209 97H210V96H209ZM263 97H264V95H263ZM103 98H107V97L104 95ZM103 98H102V99H103ZM112 98H113V95H112ZM123 98H124V96L122 97V100H124L123 102H125V98H124V99H123ZM131 98H132V97H131ZM167 98H168V97H167ZM171 98H172V97H171ZM191 98H192V97H191ZM199 98H200V97H199ZM247 98H248V97H247ZM253 98H255V97H253ZM258 98L260 99V97H258ZM261 98H262V97H261ZM0 99H1V98H0ZM27 99H28V98H27ZM102 99H101V100H102ZM144 99H145V98H144ZM195 99H196V97H195ZM203 99H204V98H203ZM203 99H202V100H203ZM205 99H206V97H205ZM209 99H212V98H209ZM214 99H215V98H214ZM217 99H220V98H217ZM232 99H234V98H232ZM256 99H257V98H256ZM28 100H29V99H28ZM30 100H31V99H30ZM40 100H41V99H40ZM42 100H43V99H42ZM97 100H98V99H97ZM105 100H106V99H105ZM105 100H104V101H105ZM116 100H117V99H116ZM116 100H112V99H111L112 103L110 102V100H108V101H109V104H113V101H115L114 103H116ZM165 100H166V99H165ZM192 100H193V99H192ZM197 100H198V99H197ZM199 100L202 102L201 98H200ZM206 100H207V99H206ZM236 100H237V99H236ZM236 100H235V101H236ZM245 100H247V99H245ZM262 100H263V99H262ZM24 101H25V100H24ZM98 101H99V100H98ZM104 101H102V103H103ZM106 101H107V100H106ZM126 101H128V100H126ZM186 101H187V100H186ZM203 101H204V100H203ZM214 101L216 102L217 100H214ZM229 101H230V100H229ZM232 101H233V100H232ZM243 101H244V100H243ZM29 102H30V101H29ZM36 102H37V101H36ZM47 102H48V101H47ZM55 102L57 103V101H55ZM99 102H100V101H99ZM120 102H121V101H120ZM120 102H119L118 104H120ZM128 102H129V101H128ZM128 102H127V103H128ZM182 102H183V101H182ZM190 102H192V101H190ZM194 102H195V101H194ZM197 102H198V101H197ZM197 102H196V103H197ZM210 102H211V101H209V104H210ZM21 103H22V102H21ZM39 103H40V102H39ZM44 103H45V102H44ZM50 103H51V102H50ZM87 103H88V102H87ZM177 103H178V102H177ZM192 103H193V102H192ZM192 103H191V104H192ZM204 103H207V102H204ZM216 103H218V102H216ZM219 103H220V102H219ZM219 103H218V104H219ZM221 103H222V102H221ZM223 103H224V102H223ZM230 103H231V102H230ZM237 103L239 104V100H238ZM237 103H236V104H237ZM241 103L244 104L243 102H241ZM246 103L248 104V102H246ZM250 103H251V102H250ZM253 103H254V102H253ZM253 103H252V104H253ZM0 104H1V103H0ZM18 104H19V103H18ZM51 104H52V103H51ZM65 104H67V103H65ZM122 104H123V103H122ZM124 104H125V103H124ZM181 104H182V103H181ZM197 104H198V103H197ZM202 104H203V103H202ZM207 104H208V103H207ZM211 104H212V103H211ZM232 104H233V103H232ZM259 104L262 105L261 103H259ZM5 105H6V104H5ZM14 105H15V104H14ZM14 105H13V106H14ZM24 105H25V104H24ZM26 105H27V104H26ZM69 105H70V104H69ZM88 105H89V104H88ZM102 105H103V104H102ZM102 105H101V106H102ZM115 105H116V104H115ZM120 105H121V104H120ZM120 105H119L118 108H120ZM165 105H166V104H165ZM183 105L185 106V103H183ZM183 105H181V106L183 107ZM198 105L201 106V103L199 102ZM233 105H234V104H233ZM240 105H241V104H240ZM254 105H255V104H254ZM29 106H30V105H29ZM41 106H42V105H41ZM45 106H46V105H45ZM54 106H55V105H54ZM99 106H100V105H99ZM111 106H114V105H111ZM111 106H110V107H111ZM116 106H117V105H116ZM121 106H122V105H121ZM196 106H197V105H196ZM244 106H245V105H243L242 107H244ZM257 106H258V103H257ZM6 107H8V106H6ZM11 107H12V106H11ZM17 107H18V106H17ZM46 107H47V106H46ZM46 107H44V109H46ZM50 107H51V106H50ZM55 107H56V106H55ZM103 107H105V106H103ZM122 107H125V108L127 109V107L124 106V105H123ZM163 107H164V106H163ZM163 107H162V108H163ZM172 107H173V106H172ZM172 107H171V108H172ZM174 107H176V105H174ZM182 107H181V109H182ZM188 107H189V106H188ZM210 107H211V105H210ZM223 107H225L224 104H223ZM246 107H247V106H246ZM249 107H250V106H249ZM253 107H254V106H253ZM28 108H29V109H28ZM31 108H32V106H31ZM47 108H49V107H47ZM114 108H116V107H114ZM143 108H144V107H143ZM183 108H184V107H183ZM198 108H199V107H198ZM257 108H258V107H257ZM263 108H264V107H263ZM8 109H9V108H8ZM17 109H18V108H17ZM22 109H23V108H22ZM27 109L30 110V107L27 106ZM53 109H54V108H53ZM58 109H59V108H58ZM104 109H105V108H104ZM111 109H113V108H111ZM169 109H170V108H169ZM191 109H192V108H191ZM202 109H203V108H202ZM228 109H229V108H228ZM230 109H231V108H230ZM233 109H234V108H233ZM233 109H231V110H233ZM5 110H6V108H4V111H5ZM32 110H33V108H32ZM34 110H35V109H34ZM40 110H42V109L40 108ZM50 110H51V109H50ZM70 110H71V109H70ZM116 110H117V109H116ZM118 110H119V109H118ZM164 110H165V109H164ZM189 110H190V108H189ZM189 110H188L187 113L192 112L191 110H190V111H189ZM197 110H199V109H197ZM213 110H214V109H213ZM213 110H212V111H213ZM223 110H224V108H223ZM226 110H227V109H226ZM231 110H229V111H231ZM237 110H238V109H237ZM252 110H253V108H252ZM254 110H255V109H254ZM20 111H23V110H20ZM48 111H49V110H48ZM54 111H56V110H54ZM114 111H115V110L113 109V112H114ZM119 111H120V110H119ZM159 111H160V110H159ZM186 111H187V110H186ZM193 111L197 113V111H195V109H194ZM206 111H207V110H206ZM206 111H205V112H206ZM208 111H209V110H208ZM208 111H207V112H208ZM229 111H226V113L229 112ZM25 112H26V111H25ZM33 112H34V111H33ZM42 112H43V111H42ZM56 112H57V111H56ZM58 112H59V111H58ZM107 112H109V111L107 110ZM117 112H118V111H117ZM121 112H123V110H122ZM129 112H130V111H129ZM153 112H154V111H153ZM160 112H161V111H160ZM179 112H180V111H179ZM198 112H200V110H199ZM202 112L205 113L204 110H203ZM214 112H215V111H214ZM219 112H220V111H219ZM223 112H224V111H223ZM223 112H222V114H223ZM234 112H235V110H234ZM234 112H233V113H234ZM30 113H31V112H30ZM30 113H29V114H30ZM48 113H49V112H48ZM61 113L63 114L62 111H61ZM69 113H72V112H69ZM77 113H78V112H77ZM115 113H116V112H115ZM133 113H134V112H133ZM166 113H167V112H166ZM184 113H185V112H184ZM184 113H183V114H184ZM192 113H193V112H192ZM203 113L200 112L199 114H203ZM209 113H210V111H209ZM209 113H205V114L209 116ZM211 113H213V112H211ZM211 113H210V114H211ZM216 113H218V112H216ZM233 113H232V114L230 113L229 115L232 116ZM0 114H1V113H0ZM27 114H28V113H27ZM31 114H32V113H31ZM31 114H30V115H31ZM44 114H45V113H44ZM81 114H82V113H81ZM81 114H78V115H81ZM105 114H106V113H105ZM117 114H118V113H117ZM157 114H158V113H157ZM157 114H156V116H157ZM179 114H180V113H179ZM183 114H182L181 116H183ZM190 114H191V113H190ZM190 114H188L187 117H189ZM205 114H204V115H205ZM227 114H228V113H227ZM2 115H4V113H3ZM34 115H35V114H34ZM39 115H40V114H39ZM89 115H91V114H89ZM97 115H98V114H97ZM111 115H112V114H111ZM111 115H110V116H111ZM114 115H116V114H114ZM121 115H122V114H121ZM123 115H124V114H123ZM168 115H169V114H168ZM173 115H174V113H173ZM184 115H185V114H184ZM186 115H187V114H186ZM186 115H185V118H186ZM193 115H195V114L193 113L192 116H193ZM212 115L214 116L215 113L212 114ZM217 115H218V114H217ZM217 115H216V116H217ZM61 116H62V115H61ZM117 116H119V114H118ZM133 116H134V115H133ZM146 116H147V115H146ZM170 116H171V115H170ZM190 116H191V115H190ZM192 116H191V117H192ZM213 116H209V117L211 118V117H213ZM216 116H215V118H216ZM219 116H222V115L219 114ZM224 116H225V115H224ZM224 116H223V117H224ZM227 116H228V115H227ZM231 116H230V118H231ZM249 116H250V115H249ZM22 117H23V116H22ZM24 117H25V116H24ZM52 117H53V116H52ZM85 117H86V116H85ZM97 117H98V116H97ZM107 117H108V116H107ZM107 117H106V119H107ZM113 117H116V116H113ZM119 117H120V116H119ZM166 117H167V116H166ZM194 117H195V116H194ZM196 117H197V116H196ZM196 117H195V118H196ZM1 118H2V116H1ZM62 118H65V116H64V117L62 116ZM66 118H67V117H66ZM71 118H72V117H71ZM71 118H70V119H71ZM102 118H103V117H101V119H102ZM109 118H111V117H109ZM144 118H145V117H144ZM155 118H156V117H155ZM182 118H183V117H182ZM192 118H193V117H192ZM202 118H203V117H201V119H202ZM206 118H207V117H206ZM225 118H226V116H225ZM227 118H228V117H227ZM235 118H236V117H235ZM238 118H239V117H238ZM238 118H237V119H238ZM10 119H12V118L10 117ZM47 119H48V118H47ZM60 119H61V118H60ZM60 119H59V120H60ZM87 119H88V118H87ZM112 119H113V118H112ZM129 119H130V118H129ZM152 119H153V118H152ZM171 119H172V118H171ZM190 119H191V118H190ZM190 119H187V120H189V123H190ZM199 119H200V118H199ZM207 119H208V118H207ZM18 120H19V119H18ZM56 120H57V119H56ZM62 120H63V119H62ZM68 120H69V119H68ZM73 120H74V119H73ZM76 120H77V118H76ZM83 120H84V119H83ZM102 120H103V119H102ZM108 120H109V119H108ZM205 120H206V119H205ZM205 120H203V122H202V124H203L204 122H205V124L200 125L201 127L204 126V125H206V124H207V126L209 125L208 123H206ZM208 120H210V119H208ZM215 120H217V119H215ZM223 120H224V119H223ZM223 120H222V122H223ZM231 120H233V119H231ZM7 121H8V120H7ZM15 121H16V120H15ZM70 121L72 122V120H70ZM169 121H170V120H169ZM174 121H175V120H174ZM174 121H173V122H174ZM196 121H197V120H196ZM199 121H200V124H201V120H199ZM242 121H243V120H242ZM99 122H100V121H99ZM110 122H111V121H110ZM117 122H118V121H117ZM124 122H125V121H124ZM126 122H127V120H126ZM128 122H129V121H128ZM181 122H184V121H181ZM181 122H180V123H181ZM185 122H186V121H185ZM185 122H184V123H185ZM191 122L193 123V122H195V120L192 119ZM212 122H213V120H212ZM220 122H221V120H220ZM220 122L218 121L217 125H219ZM21 123H22V122H21ZM52 123H55V122H52ZM88 123H89V122H88ZM93 123H94V122H93ZM113 123H114V121H113ZM115 123H116V122H115ZM148 123H149V122H148ZM187 123H188V122H187ZM187 123H186V124H187ZM195 123H196V122H195ZM215 123H216V122H215ZM65 124H66V123H65ZM79 124H80V123H79ZM81 124H83V122H81ZM116 124H117V123H116ZM122 124H124V123H122ZM167 124H168V122H167ZM169 124H170V123H169ZM182 124H183V123H182ZM186 124H183V125L185 126ZM190 124H191V123H190ZM198 124H199V123H198ZM213 124H214V122H213ZM225 124H226V123H225ZM240 124H241V123H240ZM55 125H56V124H55ZM107 125H109V124H107ZM172 125H173V124H172ZM180 125H181V124H180ZM191 125H192V124H191ZM211 125H212V124H211ZM217 125H216V126H217ZM221 125H222V123H221ZM221 125H219V127H220ZM231 125H232V124H231ZM236 125H237V124H236ZM53 126H54V125H53ZM83 126H84V125H83ZM181 126H182V125H181ZM187 126H188V128H189V125H188V124H187ZM237 126H238V125H237ZM237 126H236V127H237ZM60 127H61V126H60ZM64 127H65V126H64ZM101 127H102V126H101ZM115 127H116V126H115ZM125 127H126V126H125ZM194 127L196 128L197 126H194ZM211 127H212V126H211ZM228 127H229V126H228ZM52 128H53V127H52ZM84 128H85V127H84ZM111 128H112V127H111ZM119 128H121V127H119ZM119 128H118V129H119ZM213 128H214V127H213ZM221 128H222V127H220V129H221ZM250 128H251V127H250ZM71 129H73V128H71ZM76 129H77V128H76ZM123 129H124V128H123ZM186 129H187V128H186ZM186 129L184 128V131H185ZM208 129H211V128H208ZM216 129H217V128H216ZM220 129H219V132H221ZM227 129H228V128H227ZM231 129H232V128H231ZM92 130H93V129H92ZM102 130H103V129H102ZM166 130H167V129H166ZM166 130H164V131L166 132ZM179 130H180V132H183V133H184V131H182L183 129H179ZM179 130H177V131H179ZM187 130H188V129H187ZM187 130H186V131H187ZM221 130H222V129H221ZM235 130H236V129H235ZM64 131H65V130H64ZM71 131H73V130H71ZM78 131H79V129H78ZM85 131H86V130H85ZM116 131H117V130H116ZM177 131H176V133H177ZM189 131H190V129H189ZM191 131H192V129H191ZM191 131H190V132H191ZM194 131H195V132L198 131L197 128L193 130V133H194ZM216 131H218V129H217ZM232 131H233V130H232ZM244 131H245V130H244ZM86 132H87V131H86ZM158 132H159V131H158ZM158 132H157V133H158ZM204 132H205V131H204ZM206 132H209V130L206 131ZM206 132H205V133H206ZM211 132H213V130H212V131L210 130V133H211ZM249 132H250V131H249ZM44 133H45V131H44ZM73 133H75V132H73ZM193 133H192V132H191V134L188 133V135H189V136H190V135L193 136ZM196 133H197V132H196ZM213 133H215V132H213ZM217 133H218V132H217ZM245 133H246V132H245ZM41 134H42V132H41ZM59 134H60V133H59ZM84 134H85V133H84ZM166 134H167V133H166ZM177 134H178V133H177ZM179 134H180V133H179ZM184 134L186 135L187 133H184ZM184 134L181 133L182 136H183ZM207 134L209 135V133H207ZM207 134H206V135H207ZM254 134H255V133H254ZM155 135H156V134H155ZM174 135H175V134H174ZM181 135H180V136H181ZM185 135H184V137H185ZM196 135H197V134H194V137H195ZM222 135H223V134H222ZM49 136H50V135H49ZM182 136H181V138H180L181 141H182ZM189 136H188V137H189ZM192 136H190V138H191ZM169 137H170V136H169ZM184 137H183V140H184V139H185V140L188 139V138H184ZM206 137H207V136H206ZM232 137H233V135H232ZM235 137H236V136H235ZM40 138H41V137H40ZM43 138H44V137H43ZM99 138H100V136H99ZM155 138H156V137H155ZM167 138H168V137H167ZM207 138H208V137H207ZM220 138H222V137H220ZM226 138H227V137H226ZM244 138H245V135H244ZM73 139H74V138H73ZM152 139H153V138H152ZM210 139H211V138H210ZM228 139H229V137H228ZM37 140H38V139H37ZM172 140H173V139H172ZM220 140H222V139H220ZM224 140H226V139L223 138L222 141H224ZM40 141H41V140H40ZM195 141H197V140H195ZM203 141H205V137H204ZM203 141H202V142H203ZM206 141H207V140H206ZM210 141H211V140H210ZM146 142H147V139H146ZM184 142H185V141H184ZM192 142H193V141H192ZM197 142H198V143H197ZM197 142H196V143H197L198 145H199V144H200V145L202 144V143H199V142H201L200 139H199V141H197ZM215 142H216V141H215ZM215 142H214V144H215ZM231 142H232V141H231ZM247 142H248V141H247ZM247 142H246V143H247ZM249 142H251V141H249ZM40 143H41V142H40ZM46 143H47V142H46ZM205 143H206V142H205ZM205 143L203 142V146H202V148H206V146L204 147V144H205ZM227 143H228V142H226L225 144H227ZM100 144H101V143H100ZM142 144H143V143H142ZM192 144H193V143H192ZM218 144H219V143H217V145H218ZM38 145H39V144H38ZM40 145H41V144H40ZM42 145H43V144H42ZM44 145H45V144H44ZM98 145H99V144H98ZM176 145H177V146H176ZM176 145H174V147H179V146H178L179 144H176ZM188 145H189V144H188ZM200 145H199V146H200ZM172 146H173V145L171 144V147H170V146H168V147H170V148L173 149L174 147H172ZM185 146H187V145H185ZM185 146H184V148H186ZM190 146H192V145H190ZM190 146H187L188 149H189ZM199 146H197V147L200 149L201 147H199ZM208 146H209V145H207V147H208ZM212 146H213V145H212ZM221 146H222V144H221ZM230 146H232V145H230ZM249 146H250V145H249ZM44 147L48 148V146H44ZM51 147H52V146H51ZM91 147H92V146H91ZM118 147H119V146H118ZM194 147H195V144H194ZM224 147H225V146H224ZM224 147H221V150H222V148H224ZM226 147H228V149H229V146H226ZM226 147H225V148H226ZM94 148H95V147H94ZM170 148H169V149H168V148H165V149H166V151H168V150H170ZM225 148L222 150L223 153L225 152V151H224ZM31 149H32V148H31ZM37 149H38V148H37ZM42 149H43V147H42ZM52 149H53V148H52ZM165 149H164V150H165ZM178 149H179V148H178ZM188 149H187V150H188ZM191 149H192V148H191ZM235 149H236V148H235ZM32 150H33V149H32ZM47 150H48V149H47ZM99 150H100V148H99ZM116 150H117V149H116ZM173 150H174V149H173ZM173 150H170L169 153L171 154V152H172ZM181 150L183 151L182 148H180V151H181ZM184 150H185V149H184ZM195 150L197 151L198 149L196 148ZM203 150H205V149H203ZM236 150H237V149H236ZM253 150H254V149H253ZM41 151H42V150H41ZM53 151H54V150H53ZM95 151H98V150H95ZM175 151H178V150H175ZM192 151H193V150H192ZM196 151H195V152H196ZM200 151H201V150H200ZM222 151H221V152H222ZM228 151H229V150H228ZM26 152H27V151H26ZM29 152H30V151H29ZM44 152H45V151H44ZM51 152H52V150H51ZM108 152H109V151H108ZM173 152H174V151H173ZM173 152H172V153H173ZM186 152H187V151H186ZM189 152H190V150H189ZM189 152H188V153H189ZM195 152H194V154H195ZM252 152H253V151H252ZM47 153H48V152H47ZM75 153H76V152H75ZM98 153H99V152H97V154H98ZM102 153H103V152H102ZM169 153H168V154H169ZM177 153H179V152H177ZM191 153H192V152H191ZM210 153H211V152H210ZM250 153H251V152H250ZM85 154H86V153H84V155H85ZM145 154H146V153H145ZM170 154H169V156H170ZM174 154H175V152H174ZM179 154H181V152H180ZM208 154H209V153H208ZM224 154H225V153H224ZM226 154H227V152H226ZM232 154H233V153H232ZM232 154H231V152H230L229 155H232ZM251 154L253 155V153H251ZM90 155H92V154H90ZM95 155H96V154H95ZM105 155H106V154H105ZM111 155H112V154H111ZM111 155H110V156H111ZM118 155H119V153H118ZM158 155H159V154H158ZM183 155H184V154H183ZM247 155H248V154H247ZM24 156H25V155H24ZM30 156H31V155H30ZM53 156H54V155H53ZM175 156H176V155H175ZM206 156H208V155H206ZM206 156H205V157H206ZM212 156L214 157V154H213V155L211 154V157H212ZM215 156H216V155H215ZM227 156H228V155H227ZM21 157H22V156H21ZM76 157H77V156H76ZM85 157H86V156H85ZM97 157H98V155H97ZM144 157H145V156H144ZM171 157H172V156H171ZM178 157H179V156H178ZM213 157H212V158H213ZM235 157H237V156H235ZM235 157H234V158H235ZM241 157H242V156H241ZM26 158H27V156H26ZM41 158H43V157H41ZM87 158H88V157H87ZM93 158H96V157H93ZM99 158H100V157H98V159H99ZM135 158H136V157H135ZM154 158H155V157H154ZM164 158H165V157H164ZM175 158H176V157H175ZM207 158H208V157H207ZM215 158H217V157H215ZM215 158H214V160H216ZM221 158H222V157H221ZM224 158H225V157H224ZM238 158H239V157H238ZM243 158H244V157H243ZM39 159H40V158H39ZM96 159H97V158H96ZM98 159H97V160H98ZM115 159H116V158H115ZM121 159H122V158H121ZM171 159H172V158H171ZM199 159H200V158H199ZM208 159H209V158H208ZM24 160H26V159H24ZM46 160H47V159H46ZM77 160H78V159H77ZM103 160H105V159H103ZM106 160H107V159H106ZM146 160H147V159H146ZM166 160H167V158L165 159V161H166ZM206 160H207V159H206ZM209 160H210V159H209ZM214 160H213V161H214ZM27 161H28V160H27ZM118 161H119V159H118ZM118 161H117V162H118ZM202 161H203V160H202ZM225 161H226V159H225ZM229 161H231V160H229ZM229 161H227V162H229ZM262 161H263V160H262ZM262 161H261V162H262ZM77 162H78V161H77ZM144 162H145V161H144ZM144 162H143V163H144ZM169 162H171V161H169ZM174 162H175V161H174ZM174 162H172V163L175 164ZM198 162H200V163L202 164L201 161H198ZM198 162H197V163H198ZM209 162H211V160H210ZM27 163H28V162H27ZM30 163H31V162H30ZM43 163H44V162H43ZM98 163H99V162H98ZM104 163H105V162H104ZM130 163H131V162H130ZM163 163H164V162H163ZM167 163H168V161H167ZM200 163H199V164H200ZM203 163H204V162H203ZM240 163H241V162H239V164H240ZM31 164H32V163H31ZM158 164H159V163H158ZM220 164H221V163H220ZM236 164L238 165V163H236ZM257 164H258V163H257ZM260 164H261V163H260ZM99 165H100V164H99ZM101 165H102V164H101ZM104 165H105V164H104ZM132 165H133V164H132ZM156 165H157V164H156ZM163 165H164V164H163ZM214 165H215V164H214ZM234 165H235V164H234ZM261 165H262V164H261ZM261 165H260V166H261ZM33 166H34V165H33ZM40 166H41V165H40ZM73 166H74V165H73ZM202 166H203V165H201L200 167H202ZM204 166H205V164H204ZM210 166H211V165H210ZM217 166H218V165H217ZM220 166L223 167L222 165H219V167H220ZM129 167H130V166H129ZM138 167H139V166H138ZM197 167H198V165H197ZM215 167H216V165H215L214 168H212V169L214 170ZM221 167H220V168H221ZM243 167H244V166H243ZM248 167H249V166H248ZM72 168H73V167H72ZM127 168H128V167H127ZM202 168H203V167H202ZM220 168H219V169H220ZM239 168H240V167H239ZM252 168H253V167H252ZM252 168H249V169H252ZM154 169H155V168H154ZM154 169H153V171H155ZM156 169H157V168H156ZM158 169H159V168H158ZM161 169H162V168H161ZM209 169L211 170V167H210ZM224 169H225V168H224ZM229 169H230V168L227 167L226 170H229ZM234 169H235V168H234ZM243 169H244V168H243ZM35 170H36V169H35ZM35 170H34V171H35ZM77 170H78V169H77ZM213 170H211V171H213ZM247 170H248V169H247ZM158 171H159V170H158ZM214 171H215V170H214ZM217 171H219V170L217 169ZM229 171H230V170H229ZM151 172H152V171H151ZM207 172H208V171H207ZM207 172H205V173H207ZM226 172H227V171H226ZM6 173H7V172H6ZM43 173H44V172H43ZM55 173H56V172H55ZM143 173H144V171H143ZM174 173H175V172H174ZM191 173H192V172H191ZM197 173H198V172H197ZM202 173H203V172H202ZM202 173H201V174H202ZM205 173H204V174H205ZM250 173H251V172H250ZM30 174H31V173H30ZM125 174H126V173H125ZM170 174H171V173H170ZM172 174H173V173H172ZM179 174H180V173H179ZM208 174H209V173H208ZM211 174H212V173H211ZM215 174H218V173L216 172ZM221 174H222V173H221ZM140 175H141V174H140ZM147 175H148V174H147ZM152 175H153V174H152ZM174 175H175V174H174ZM193 175H194V174H193ZM195 175H196V174H195ZM223 175H224V174H223ZM223 175H222V177H223ZM252 175H253V174H252ZM254 175H256V174H254ZM32 176H33V175H32ZM32 176H30V177H32ZM172 176H173V175H172ZM175 176H176V175H175ZM190 176H191V175H190ZM249 176H250V175H249ZM54 177H55V175H54ZM72 177H73V176H72ZM142 177H143V175H142ZM142 177H141V179H142ZM165 177H166V176H165ZM167 177H168V176H167ZM167 177H166V178H167ZM210 177H211V176H210ZM138 178H139V177H138ZM160 178H161V177H160ZM189 178H192V177H189ZM224 178H225V177H224ZM224 178L221 179V180L224 181ZM248 178H249V177H248ZM73 179H74V178H73ZM89 179H90V178H89ZM168 179H169V178H168ZM176 179H178V178H176ZM212 179H213V178H212ZM212 179H211L210 181H212ZM215 179H216V178H215ZM229 179H230V178H229ZM245 179H246V178H245ZM51 180H52V179H51ZM142 180H143V179H142ZM179 180H180V178H179ZM179 180H177V181H179ZM183 180H184V179H183ZM185 180H186V179H185ZM185 180H184V181H185ZM194 180H195V179H194ZM194 180H191V181H194ZM208 180H209V179H208ZM225 180H226V179H225ZM248 180H249V179H248ZM73 181H74V180H73ZM174 181H176V180H174ZM177 181H176V182H177ZM186 181H190V180L187 179ZM240 181L242 182V180H240ZM49 182H50V181H49ZM52 182L54 183V181H52ZM71 182H72V181H71ZM171 182H172V181H171ZM176 182H175V184H176ZM194 182H196V181H194ZM212 182H216V181L213 180ZM263 182H264V181H263ZM263 182H262V183H263ZM172 183H173V182H172ZM177 183H178V182H177ZM188 183H189V182H188ZM225 183H226V182H225ZM228 183H229V182H228ZM231 183H232V182H231ZM242 183H243V182H242ZM256 183H257V181H256ZM48 184H49V183H48ZM179 184H180V181H179ZM179 184H178V186H179ZM192 184H193V183H192ZM194 184H195V187H194V185H192V186H193V188L195 189L197 186H196V183H194ZM214 184H215V183H214ZM217 184H220V183L217 182ZM254 184H255V183H254ZM3 185H4V183H3ZM8 185H9V184H8ZM13 185H14V184H13ZM166 185H167V184H166ZM173 185H174V183H173ZM173 185H172V186H173ZM176 185H177V184H176ZM206 185H207V184H206ZM210 185H211V184H210ZM220 185H221V184H220ZM257 185H258V184H257ZM260 185H261V184H260ZM262 185H264V184H262ZM9 186H10V185H9ZM52 186H53V185H52ZM71 186H72V185H71ZM159 186H161V185H159ZM159 186H158V187H159ZM163 186H164V185H163ZM178 186H177V188H178ZM192 186H190V187H192ZM254 186H255V185H254ZM11 187H12V186H11ZM29 187H30V185H29ZM57 187H58V186H57ZM61 187H62V186H61ZM68 187H69V186H68ZM68 187H67V188H68ZM90 187H91V186H90ZM173 187H174V186H173ZM216 187H217V186H216ZM229 187H230V186H229ZM251 187H252V186H251ZM263 187H264V186H263ZM263 187H262V188H263ZM153 188H154V187H153ZM170 188H171V187H170ZM193 188H192V189H193ZM198 188H199V187H198ZM198 188H197V189H198ZM200 188H201V185H200ZM206 188H208V186H207ZM206 188H205V189H206ZM209 188H210V187H209ZM217 188H218V187H217ZM221 188H222V187H221ZM234 188H235V187H234ZM242 188H243V187H242ZM244 188H246V187H244ZM54 189H55V187H54ZM59 189H60V188H59ZM61 189H62V188H61ZM159 189H161V188L159 187ZM172 189H174V188H172ZM175 189H176V188H175ZM175 189H174V190H175ZM186 189H187V188H186ZM201 189H203V188H201ZM201 189H200V190H201ZM205 189H204V191H209L208 189H207V190H205ZM215 189H216V188H215ZM219 189H220V188H219ZM219 189H218V190H219ZM224 189H225V188H224ZM226 189H227V188H226ZM230 189H231V191H232L233 188H229V190H230ZM238 189H239V188H238ZM56 190H58V188L55 189V192H56ZM153 190H154V189H153ZM187 190H188V189H187ZM198 190H199V189H198ZM210 190H212V189H210ZM233 190H235V189H233ZM249 190H250V189H248V191H249ZM68 191H69V190H68ZM119 191H120V190H119ZM163 191H164V190H163ZM166 191H167V189H166ZM172 191H173V190H172ZM175 191H176V190H175ZM188 191H189V190H188ZM188 191H187V192H188ZM194 191H195V190H194ZM204 191L201 190L202 193H203ZM222 191H223V190H222ZM231 191H229V192L232 193ZM237 191H238V190H237ZM237 191H235V192H237ZM240 191H241V190H240ZM1 192H2V191H1ZM58 192H59V191H58ZM71 192H72V191H71ZM184 192H186V191H184ZM190 192H191V189H190ZM190 192H189V193H190ZM198 192H200V191H198ZM212 192H213V191H212ZM238 192H239V191H238ZM193 193H194V192H193ZM196 193H197V192H196ZM225 193H227V192H225ZM230 193H229V194H230ZM240 193H241V192H240ZM66 194L68 195V192H67ZM71 194H72V193H71ZM71 194H70V195H71ZM111 194H112V193H111ZM168 194H169V193H168ZM178 194H179V193H178ZM194 194H195V193H194ZM218 194H219V193H218ZM243 194H244V193H243ZM249 194H250V193H249ZM40 195H41V194H40ZM57 195H58V194H57ZM67 195H66V197H67ZM186 195H188V194H186ZM195 195H196L195 197H198V198H200L199 196H201V194H199V196H197V194H195ZM246 195H248V194L246 193ZM256 195H257V194H256ZM44 196H45V195H44ZM51 196H52V195H51ZM191 196H193V195H192V192H191ZM202 196H203V195H202ZM205 196H206V195H205ZM225 196H226V195H225ZM240 196H241V195H240ZM242 196H244V195H242ZM252 196H253V195H252ZM258 196H260V195H258ZM258 196H257V197H258ZM262 196H263V195H261L260 197H262ZM52 197L54 198V196H52ZM55 197H56V196H55ZM57 197L59 198V196H57ZM125 197H126V196H125ZM195 197H190V194H189V197H188V198L193 199V198H195ZM210 197L212 198V196H210ZM213 197H214V196H213ZM260 197H259L258 199H261ZM47 198H48V197H47ZM68 198H69V197H68ZM157 198H159V197H157ZM178 198H179V197H178ZM180 198H181V196H180ZM182 198H183V197H182ZM182 198H181V199H182ZM188 198H187V199H188ZM198 198H195V199H198ZM204 198H206V197H203V200L206 201V199H207V203H208V198H206V199H204ZM211 198H209V199H211ZM244 198H245V197H244ZM54 199H55V198H54ZM60 199H61V198H60ZM170 199H172V197H171ZM181 199H180V200H181ZM184 199H186V198H183L182 200H184ZM195 199H194V200H195ZM214 199H215V201L218 202V199H219V198L217 199L216 197H214ZM216 199H217V200H216ZM56 200L59 201V199H57V198H56ZM174 200H175V199H174ZM177 200H179V199H177ZM194 200H193V201H194ZM242 200H243V199H242ZM242 200H241V201H242ZM262 200H263V199H262ZM27 201H28V200H27ZM48 201H49V199H48ZM58 201H57V203L59 204ZM84 201H85V200H84ZM157 201H158V200H157ZM157 201H156V202H157ZM197 201H198V200H196V202H197ZM200 201H201V199H200ZM210 201H213V200L211 199ZM210 201H209V202H210ZM245 201H246V200H245ZM247 201H248V200H247ZM50 202H53L52 199L50 200ZM118 202H119V201H118ZM213 202H214V201H213ZM213 202H212V205H213ZM239 202H240V201H239ZM243 202H244V200H243ZM255 202H256V201H255ZM25 203H26V201H25ZM60 203H61V202H60ZM111 203H112V202H111ZM111 203H110V204H111ZM161 203H162V202H161ZM198 203H199V201H198ZM219 203H221V201H220ZM64 204H65V203H64ZM107 204H109V202H108ZM112 204H113V203H112ZM119 204H120V203H119ZM134 204H136V203H134ZM204 204H205V203H203V205H204ZM210 204H211V202H210ZM214 204H215V203H214ZM245 204H246V202H245ZM53 205H54V204H53ZM56 205H57V204H56ZM56 205H55V206H56ZM77 205H78V204H77ZM77 205H76V206H77ZM82 205H83V203H82ZM92 205H93V204H92ZM142 205H143V204H142ZM145 205H147V204H145ZM149 205H150V204H149ZM151 205H152V204H151ZM153 205H154V204H153ZM188 205H189V204H188ZM190 205H191V204H190ZM208 205H209V203H208ZM212 205H210V206H212ZM219 205H220V204H219ZM219 205H217V206L220 207ZM262 205H263V204H262ZM12 206H13V205H12ZM79 206H80V205H79ZM135 206H136V205H135ZM157 206H158V205H157ZM200 206H201V204H200ZM237 206H238V204H237ZM237 206H236V207H237ZM254 206H255V204H254ZM254 206H253V207L250 206V207L254 209ZM257 206H258V205H257ZM74 207H75V205H74ZM132 207H133V206H132ZM178 207L180 208L181 206H178ZM182 207H184V206L182 205ZM201 207H203V206H201ZM205 207H206V205H205L203 208H205ZM212 207H213V206H212ZM218 207H217V208H218ZM236 207H235V208H236ZM239 207H242V205H239ZM247 207H248V206H247ZM262 207H264V206H262ZM54 208H55V207H54ZM109 208H111V207H109ZM109 208H107V209H109ZM114 208H115V207H114ZM159 208H161V207H159ZM186 208H187V207H186ZM203 208H201V209H203ZM207 208H208V207H207ZM214 208H216V205H215ZM231 208H232V206H231ZM255 208H256V206H255ZM258 208L260 209V206H259ZM52 209H53V207H52ZM73 209H74V208H73ZM112 209H113V208H112ZM154 209H155V208H154ZM165 209H166V208H165ZM197 209H198V207H197ZM201 209H199V210H201ZM236 209H238V208H236ZM259 209H255V211H257V210H259ZM261 209H263V208H261ZM261 209H260V210H261ZM64 210H65V209H64ZM132 210H136V209H132ZM149 210H150V208H149ZM152 210H153V209H152ZM188 210H189V209H188ZM188 210H187V211H188ZM191 210H193V209L191 208ZM205 210H206V211H207V210L209 211L210 209H205ZM247 210L249 211V213L252 211V210L250 211L249 209H246V212H245V213H247ZM31 211H32V210H31ZM70 211H71V210H70ZM70 211H69V212H70ZM75 211H76V210H75ZM105 211H106V210H105ZM110 211H111V209H110ZM140 211H141V210H140ZM144 211H145V210H144ZM157 211H158V210H157ZM183 211H184V209H183ZM211 211H212V210H211ZM253 211H254V210H253ZM261 211H262V210H261ZM263 211H264V210H263ZM63 212H64V211H63ZM137 212H139V211H137ZM137 212H136V213H137ZM141 212H142V211H141ZM148 212H149V211H148ZM181 212H182V210H181ZM213 212H214V211H213ZM55 213H56V212H55ZM59 213H60V212H59ZM99 213H100V212H99ZM129 213H131V211H130ZM206 213H208V212H206ZM206 213H203V215L206 214ZM221 213H222V211H221ZM223 213H224V210H223ZM240 213L243 215L242 212H240ZM251 213H252L253 215H255V214L258 215V213H255V214H254L253 212H251ZM251 213H250V214H251ZM262 213H263V212H262ZM7 214H8V213H7ZM29 214H30V212H29ZM65 214H66V213H65ZM65 214H64V216L66 217L67 214H66V215H65ZM138 214H139V213H138ZM141 214H142V213H141ZM177 214H179V213H177ZM188 214H189V213H188ZM192 214H193V213H192ZM192 214L190 215V217H191V216L193 217ZM199 214L202 215V212L199 213ZM215 214H216V213H215ZM218 214H220V213H219V210H218ZM218 214H217V215H218ZM27 215H28V214H27ZM144 215L147 216V214H145V213H144ZM144 215H142V216H144ZM194 215H195V214H194ZM203 215H202V216H203ZM210 215H212V213H210ZM235 215L237 216V215H240V214H235ZM242 215H241V216H242ZM245 215H246V214H245ZM245 215H243L242 217H244ZM253 215H251L250 218H252ZM29 216H31V215H29ZM39 216H40V215H39ZM122 216H123V215H122ZM122 216H121V217H122ZM124 216H126V215H124ZM128 216H129V214H128ZM130 216H132V215H130ZM139 216H140V214H139ZM148 216H149V215H148ZM150 216H151V214H150ZM202 216H201V217H202ZM205 216H207V215H205ZM208 216H209V214H208ZM213 216H214V217H218L219 215H218V216L213 215ZM232 216H233V215H232ZM236 216H235V217H236ZM248 216H249V215H248ZM248 216L246 215V217H248ZM21 217H22V216H21ZM186 217H187V216H186ZM190 217H189V218H190ZM196 217L198 218V214H197V216L194 217V219H196ZM199 217H200V216H199ZM230 217H231V216H230ZM233 217H234V216H233ZM238 217H239V216H238ZM246 217H245V218H246ZM259 217H260V215L258 216V218H259ZM262 217H264V216L262 215ZM262 217H261V218H262ZM49 218H50V217H49ZM62 218H63V217H62ZM86 218H87V217H86ZM122 218H123V217H122ZM144 218H146V217H143V219H144ZM150 218H151V217H150ZM152 218H153V217H152ZM204 218H205V217H204ZM211 218H212V216H211ZM228 218H229V217H228ZM228 218H227V219H228ZM245 218H244V219H245ZM254 218L256 219V216H255ZM47 219H48V217H47ZM47 219H46V220H47ZM51 219H52V217H51ZM100 219H101V218H100ZM115 219H117V218H115ZM124 219H125V218H124ZM124 219H123V220H124ZM140 219H142V218H140ZM143 219H142V220H143ZM153 219H154V218H153ZM244 219H243V220H244ZM247 219H248V218H247ZM252 219H253V218H252ZM255 219H253V220H254V221H257V220H255ZM259 219H260V218H259ZM263 219H264V218H263ZM60 220H61V219H60ZM101 220H102V219H101ZM107 220H108V219H107ZM119 220H120V219H119ZM134 220H135V219H134ZM155 220H156V219H155ZM215 220H216V219H215ZM215 220H213V221H215ZM224 220H225V219H224ZM224 220H222V221L224 222ZM228 220H230V219H228ZM228 220H227V221H228ZM234 220H235V218H234ZM237 220H238V219H237ZM245 220H246V219H245ZM61 221H62V220H61ZM99 221H100V220H99ZM108 221H109V220H108ZM117 221H118V220H117ZM151 221H152V220H151ZM157 221H158V220H157ZM189 221H190V220H189ZM205 221H206V220H205ZM205 221H204V222H205ZM225 221H226V220H225ZM249 221H250V220H248L247 222L249 223ZM251 221H252V220H251ZM254 221H253V223H252V222H251V223L255 225ZM261 221L264 222V220H261ZM68 222H69V221H68ZM86 222H87V221H86ZM93 222H94V221H93ZM115 222H116V220H115ZM131 222H132V221H131ZM140 222H141V221H140ZM152 222H153V221H152ZM169 222H170V221H169ZM201 222H202V221H201ZM220 222H221V221H220ZM223 222H222V223H223ZM232 222H233V221H232ZM234 222H235V221H234ZM247 222H246V223H247ZM263 222H262V224H264ZM89 223H90V222H89ZM116 223H117V222H116ZM126 223H127V222H126ZM145 223H146V222H145ZM149 223H150V222H149ZM149 223H148V224H149ZM207 223H208V221H207ZM207 223H206V224H207ZM213 223H215V222H213ZM218 223H219V222H218ZM218 223H215V226H216ZM224 223H225V222H224ZM238 223L240 224L241 222H238ZM243 223H244V222H243ZM258 223H259V221H258ZM4 224H5V223H4ZM91 224H92V223H91ZM91 224H90V226H91ZM94 224H95V223H94ZM94 224H93V225H94ZM111 224H112V223H111ZM157 224H158V223H157ZM204 224H205V223H204ZM210 224H211V222H210ZM220 224H221V223H219L218 225L220 226ZM239 224H238V225H239ZM241 224H242V223H241ZM241 224H240V225H241ZM244 224H245V223H244ZM22 225H23V224H22ZM27 225H28V224H27ZM86 225H87V223H86ZM103 225H104V224H103ZM108 225H109V224H108ZM134 225H135V224H134ZM222 225H223V227H224V224H221V227H222ZM240 225H239V227H240ZM242 225H243V224H242ZM247 225H248V224H247ZM260 225H261V224H259V226H260ZM88 226H89V225H88ZM94 226H95V225H94ZM94 226H93V227H94ZM96 226H97V225H96ZM156 226H157V225H156ZM219 226H217V227H219ZM244 226H245V225H244ZM248 226H249V227H252V226H250V224H249ZM248 226H246V227H247L246 230H248V229L250 230V229H251V228H248ZM255 226H256V225H255ZM255 226L253 227V229L257 228V227H255ZM257 226H258V225H257ZM259 226H258V227H259ZM57 227H58V226H57ZM134 227H135V226H134ZM142 227H143V226H142ZM154 227H155V225H154ZM209 227H210V226H209ZM217 227H216V228H217ZM221 227H220V228H221ZM233 227H235V225H233ZM237 227H238V226H237ZM237 227H235V228H237ZM242 227H243V226H242ZM246 227H245V228H246ZM3 228H4V227H3ZM24 228H25V226H24ZM85 228H87V227L85 226ZM99 228H101V227H99ZM116 228H117V227H116ZM148 228H149V227H148ZM206 228H207V227H206ZM214 228H215V227H214ZM53 229H54V228H53ZM96 229H97V228H95V230H96ZM102 229H103V228H102ZM113 229H114V228H113ZM260 229H261V228H260ZM63 230H64V229H63ZM65 230H66V229H65ZM93 230H94V229H93ZM98 230H99V229H98ZM104 230H105V229H104ZM104 230H103V231H104ZM114 230H115V229H114ZM153 230H154V229H153ZM256 230H257V229H256ZM258 230H259V229H258ZM258 230H257V231H258ZM20 231H21V230H20ZM43 231H45V230L43 229ZM55 231H56V228H55ZM55 231H54V232H55ZM99 231H100V230H99ZM103 231H102V232H103ZM119 231H120V230H119ZM124 231H125V230H124ZM149 231H150V230H149ZM149 231H148V232H149ZM252 231H253V230H252ZM22 232H24V231H22ZM54 232H53V233H54ZM61 232H62V231H61ZM65 232H66V231H65ZM106 232H107V231H106ZM146 232H147V231H146ZM151 232H152V231H151ZM207 232H208V231H207ZM237 232H238V231H237ZM237 232H236V233H237ZM253 232H255V231H253ZM30 233H31V232H30ZM103 233H104V232H103ZM117 233H118V232H117ZM122 233H123V232H122ZM136 233H137V232H136ZM183 233H184V232H183ZM246 233H247V232H246ZM255 233H256V232H255ZM21 234H22V233H21ZM41 234H42V233H41ZM120 234H121V233H120ZM146 234H147V233H146ZM164 234H165V233H164ZM192 234H193V233H192ZM241 234H242V236H243V233H241ZM99 235H101V234H99ZM139 235H140V234H139ZM206 235H207V234H206ZM213 235H214V234H213ZM215 235H216V234H215ZM215 235H214V236H215ZM233 235H234V234H233ZM239 235H240V234H239ZM245 235H246V234H245ZM245 235H244V237H245ZM260 235H261V234H260ZM137 236H138V235H137ZM140 236H141V235H140ZM203 236H204V235H203ZM223 236H224V235H223ZM223 236H221V237L223 238ZM240 236H241V235H240ZM242 236H241V239H244V238H242ZM247 236H248V235H246V237H247ZM258 236H259V235H258ZM258 236H257V237H258ZM19 237H20V236H19ZM34 237H35V236H34ZM34 237H33V238H34ZM101 237H102V236H101ZM105 237H106V236H105ZM107 237H108V235H107ZM120 237H121V236H120ZM130 237H131V236H130ZM132 237H133V236H132ZM142 237H144V236H142ZM147 237H148V236H147ZM149 237H150V236H149ZM218 237H219V236H218ZM246 237H245V239L247 240V238H249V237H247V238H246ZM259 237H261V236H259ZM27 238H28V237H27ZM102 238H103V237H102ZM115 238H116V237H115ZM128 238H129V237H128ZM135 238H136V237H135ZM222 238H221V239H222ZM224 238H225V236H224ZM251 238H252V236H251ZM255 238H256V237H255ZM255 238H252V242H254L253 239L255 240ZM65 239H66V238H65ZM99 239H100V237H99ZM112 239H113V238H112ZM216 239H217V238H216ZM221 239H220V240H221ZM256 239H257V238H256ZM100 240H103V239H100ZM113 240H115V239H113ZM120 240H121V239H120ZM120 240H118V241H120ZM126 240H127V239H126ZM144 240H146L145 237H144ZM231 240L234 241L233 238H232ZM235 240H236V239H235ZM239 240H240V239H238V241H239ZM260 240H261V239H260ZM260 240H259V241H260ZM9 241H10V240H8V243H9ZM32 241H33V239H32ZM116 241H117V240H116ZM142 241H143V240H142ZM226 241L229 243L230 240H229V239H228V240L226 239ZM256 241H258V240H256ZM256 241H255V242H256ZM39 242H41V241H39ZM128 242H129V241H128ZM227 242H225V243H227ZM241 242H242V241H241ZM248 242H249V241H248ZM8 243H5V244H8ZM30 243H31V242H30ZM124 243H125V242H124ZM134 243H135V242H134ZM228 243H227L226 245H228ZM245 243H246V241H245ZM5 244H4V245H5ZM129 244H130V243H129ZM232 244H233V243H232ZM238 244H241V243H238ZM249 244H250V247H251V242H250ZM256 244H257V243H256ZM256 244H255V246H256ZM2 245H3V244H2ZM106 245H107V243H106ZM108 245H109V244H108ZM113 245H115V244H113ZM124 245H126V244H124ZM131 245H132V244H131ZM135 245H136V244H135ZM234 245H235V244H234ZM236 245H237V244H236ZM241 245H242V244H241ZM253 245H254V243H253ZM253 245H252V246H253ZM258 245H260V244L258 243ZM258 245H257V247H258ZM15 246H16V245H15ZM150 246H151V245H150ZM248 246H249V245H248ZM119 247H120V245H119ZM131 247H132V246H131ZM243 247H244V246H243ZM246 247H247V246H246ZM1 248H2V247H1ZM123 248H124V247H123ZM133 248H134V246H133ZM251 248H252V247H251ZM255 248H256V247H255ZM259 248H260V247H259ZM79 249H80V247H79ZM14 250H15V249H14ZM14 250H13V251H14ZM72 250H73V249H72ZM77 250H78V249H77ZM125 250H126V249H125ZM215 250H216V249H215ZM246 250L248 251L249 249H246ZM0 251H1V250H0ZM4 251H5V250H4ZM80 251H81V250H80ZM129 251H130V250H129ZM240 251H241V250H240ZM262 251H264V250H262ZM8 252H10V251H8ZM14 252H15V251H14ZM18 252H19V250H18ZM58 252H59V251H58ZM60 252H61V251H60ZM145 252H146V251H145ZM248 252H249V251H248ZM252 252H253V250H252ZM255 252H257V251L254 250L253 253H255ZM3 253H4V252H3ZM241 253H242V252H241ZM244 253H245V252H244ZM246 253H247V252H246ZM249 253H250V252H249ZM253 253H252V254H253ZM261 253H262V252H261ZM17 254H18V253H17ZM28 254H29V253H28ZM57 254H58V253H57ZM252 254H246V255H252ZM258 254L261 255V254L259 253V251H258ZM258 254H257L256 256H258ZM263 254H264V253H263ZM7 255H8V254H7ZM7 255H6V256H7ZM96 255H97V254H96ZM101 255H102V254H101ZM136 255H137V254H136ZM243 255H244V254H243ZM14 256H15V255H14ZM21 256H23V255L21 254ZM27 256H28V255H27ZM71 256H72V255H71ZM109 256H110V255H109ZM252 256H253V255H252ZM7 257H8V256H7ZM7 257H6V258H7ZM223 257H224V256H223ZM12 258H13V257H12ZM17 258L20 259L19 256H18ZM36 258H37V257H36ZM232 258H233V257H232ZM259 258H260V257H259ZM263 258H264V257H263ZM257 259H258V258H257ZM52 260H53V259H52ZM220 260H221V259H220ZM237 260H238V259H237ZM248 260H249V259H248ZM250 260H251V259H250ZM12 261H15V260H12ZM67 261H68V260H67ZM252 261H254V260H252ZM252 261H250V262H252ZM20 262H21V261H20ZM32 262H33V261H32ZM28 263H29V262H28ZM153 264H154V262H153ZM159 264H161V263H159Z\"/></svg>", "mask_w": 264, "mask_h": 264}]
</instances>
